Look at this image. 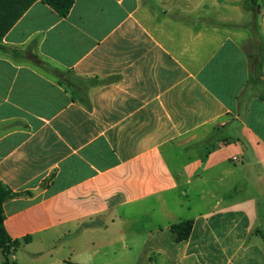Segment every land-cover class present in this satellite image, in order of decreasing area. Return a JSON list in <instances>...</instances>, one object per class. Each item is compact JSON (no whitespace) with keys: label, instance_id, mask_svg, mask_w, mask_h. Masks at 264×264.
<instances>
[{"label":"crops","instance_id":"1","mask_svg":"<svg viewBox=\"0 0 264 264\" xmlns=\"http://www.w3.org/2000/svg\"><path fill=\"white\" fill-rule=\"evenodd\" d=\"M254 18L264 41V0L33 3L0 40L9 259L264 264Z\"/></svg>","mask_w":264,"mask_h":264},{"label":"trees","instance_id":"2","mask_svg":"<svg viewBox=\"0 0 264 264\" xmlns=\"http://www.w3.org/2000/svg\"><path fill=\"white\" fill-rule=\"evenodd\" d=\"M37 1L50 6L61 17H67L74 6V0H0V40L4 38L29 7ZM249 1L254 7V0ZM250 26L257 46V52L254 56V68L260 71L264 62V41L259 34L256 18L253 19ZM15 196V193L0 182V251L5 257L2 264H17L9 259V255L17 251L21 245L19 240H14L10 237L5 227L4 205ZM192 229L193 221H184L172 226V230L177 234L179 242L187 240ZM24 242L29 243L30 238H25Z\"/></svg>","mask_w":264,"mask_h":264}]
</instances>
